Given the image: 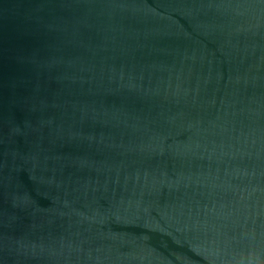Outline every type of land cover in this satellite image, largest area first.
<instances>
[{"label": "water", "instance_id": "water-1", "mask_svg": "<svg viewBox=\"0 0 264 264\" xmlns=\"http://www.w3.org/2000/svg\"><path fill=\"white\" fill-rule=\"evenodd\" d=\"M0 264H264V0H0Z\"/></svg>", "mask_w": 264, "mask_h": 264}]
</instances>
